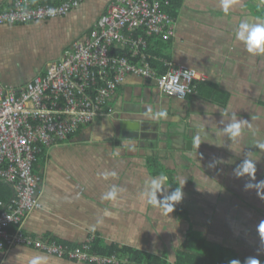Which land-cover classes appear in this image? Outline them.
I'll use <instances>...</instances> for the list:
<instances>
[{
	"label": "crops",
	"instance_id": "crops-1",
	"mask_svg": "<svg viewBox=\"0 0 264 264\" xmlns=\"http://www.w3.org/2000/svg\"><path fill=\"white\" fill-rule=\"evenodd\" d=\"M14 1L0 0V9ZM32 1L59 4L63 0ZM112 1L85 0L66 16L0 27V83L20 87L48 63L60 61L75 41L89 34ZM178 2L175 37L169 42L153 41L150 50L201 73L204 81L197 84L198 94L178 99L141 77L126 76L111 99L112 116L95 119L40 156L34 170L43 175L41 206L25 220L24 232L29 236L68 245H122L152 256L168 254L175 262L178 248L194 234L230 259L243 264L246 257L256 256L264 264V241L258 232L264 221V199L255 189L243 190L247 177L233 175L248 153L257 160L256 181L264 180V149L258 147L264 144V56L251 57L234 38L245 16L264 19V0H235L234 7L241 3L243 7L227 13L219 0ZM3 32L7 37H1ZM10 44L36 47L40 57L35 56L33 66L26 65L33 69L24 71L8 61H24L16 52L20 49H11ZM160 111H167V118L158 117ZM233 114L246 123L241 136L230 140L221 129ZM149 115L173 128L177 122L185 123L191 149L185 142L183 149H175L170 141L151 147L119 128L120 121ZM197 134L200 145L194 142ZM105 172L115 176L105 179ZM157 175L167 176L166 193L184 185V198L170 219L162 214L163 208L147 203L144 195ZM112 186L118 189L116 200L103 199ZM36 254L47 256L49 264H88L25 246L11 248L3 264H27ZM123 258L118 264H125Z\"/></svg>",
	"mask_w": 264,
	"mask_h": 264
},
{
	"label": "built area",
	"instance_id": "built-area-1",
	"mask_svg": "<svg viewBox=\"0 0 264 264\" xmlns=\"http://www.w3.org/2000/svg\"><path fill=\"white\" fill-rule=\"evenodd\" d=\"M84 1L15 0L0 9V26L66 16ZM170 6L171 0H113L89 34L43 74L17 88L0 83V182L13 190L7 203L0 200V264L16 246L81 263L120 262L116 255L94 252L92 243L68 245L24 232L26 218L41 206L43 175L34 169L47 150L69 141L95 119L112 116L111 99L128 75L152 82L178 99L198 94L197 84L204 81L201 73L150 50L153 41L175 37V18L166 11ZM50 8L55 9L54 16L48 14Z\"/></svg>",
	"mask_w": 264,
	"mask_h": 264
},
{
	"label": "clouds",
	"instance_id": "clouds-1",
	"mask_svg": "<svg viewBox=\"0 0 264 264\" xmlns=\"http://www.w3.org/2000/svg\"><path fill=\"white\" fill-rule=\"evenodd\" d=\"M220 8L223 12L227 13L229 10H239L243 7L241 3L239 6H235V0H219ZM48 14L51 16L55 15V9H48ZM234 38L239 42L246 53L251 57L264 56V19L257 20L245 16L236 26L234 32ZM160 118H167V111H160L158 114ZM246 121L238 119L235 114H233L230 121L221 129L223 134H226L227 137L235 139L240 137L242 134V127ZM194 142L197 145L201 144L200 135L197 134L194 138ZM259 148L264 149V144L258 145ZM257 160L250 158L247 153L242 162L234 169L233 175L235 178H245L247 177V182L243 186L244 191H249L255 189L257 195L264 199V180L256 181L257 173ZM103 178L107 179L109 175L115 176V173L105 172L102 174ZM167 180L165 175H157L150 179L147 184V190L145 192L147 203L153 205L154 207H161L165 211L164 215L171 214L174 211V208L177 204L182 202L184 198L183 186L177 185L173 191L166 193L164 183ZM255 181V183H253ZM158 194H161V197L158 198ZM118 196V189L116 186H112L108 192L102 197L106 200H116ZM170 219V218H169ZM258 232L261 237V240L264 241V221H262L258 226ZM27 264H49V258L42 254H36L31 256L28 259ZM228 264H242L239 259H231L228 261ZM243 264H261V261L256 256L246 257L243 261Z\"/></svg>",
	"mask_w": 264,
	"mask_h": 264
},
{
	"label": "trees",
	"instance_id": "trees-1",
	"mask_svg": "<svg viewBox=\"0 0 264 264\" xmlns=\"http://www.w3.org/2000/svg\"><path fill=\"white\" fill-rule=\"evenodd\" d=\"M177 3H179L178 0H171V6L166 9L172 17H175L174 6ZM161 49L162 47L159 46L158 51L160 52ZM12 196L13 190L11 187L0 182V200L7 203ZM92 249L102 256L115 254L126 257L129 260L128 264H228V261L231 260L228 255L210 248L204 240L194 234H190L181 247L178 248L175 262L170 260L168 254L152 256L146 252L122 245L103 247L96 242L94 245L92 243Z\"/></svg>",
	"mask_w": 264,
	"mask_h": 264
},
{
	"label": "water",
	"instance_id": "water-1",
	"mask_svg": "<svg viewBox=\"0 0 264 264\" xmlns=\"http://www.w3.org/2000/svg\"><path fill=\"white\" fill-rule=\"evenodd\" d=\"M119 128L125 131L129 138L149 143L151 147L159 144V141L166 143L170 141L171 146L175 149H183L184 142L187 150L191 149L192 141H186V124L182 122H177L173 128L171 124L164 123L156 115H149L143 119L120 121ZM189 134L192 136L191 132Z\"/></svg>",
	"mask_w": 264,
	"mask_h": 264
},
{
	"label": "rangeland",
	"instance_id": "rangeland-1",
	"mask_svg": "<svg viewBox=\"0 0 264 264\" xmlns=\"http://www.w3.org/2000/svg\"><path fill=\"white\" fill-rule=\"evenodd\" d=\"M82 5V4H81ZM78 9V8H77ZM72 12V11H71ZM19 25H24V24H19ZM4 26H7V25H3V26H0V27H4ZM21 34H24V32H22ZM21 36V35H20ZM1 37H7V35H6V33L5 32H3V33H1ZM10 39V42L12 41V40H14V39H11V37L9 38ZM10 46V48L11 49H13V48H15L16 46L14 45H12L11 46V44L9 45ZM34 48H36V47H32V46H27V45H23V46H20V47H18V48H15V49H20V50H18V51H16L17 52V54L19 55L18 57H21V58H23L24 59V61L23 60H20V59H16L15 58V60H14V58H8V61L9 62H12L13 61V65L15 66V67H22L23 66V68H24V71H25V68H27L28 67V69H33V67H29L30 65H32L33 66V64H35V62H33V61H35V56H36V58H39L40 57V55L38 54V56L35 54V52H34ZM37 52V51H36ZM18 60V61H17ZM55 61H53V62H50V63H48V65L46 66V68H45V70H43L41 73H39V74H37L36 76H34L32 79H34L35 77H37V76H39V75H41V74H43L44 73V71H46L47 70V67L51 64V63H54ZM26 65H29V66H26ZM8 66H9V68L10 67H12L13 68V66H11V64L10 63H8ZM31 79V80H32Z\"/></svg>",
	"mask_w": 264,
	"mask_h": 264
}]
</instances>
